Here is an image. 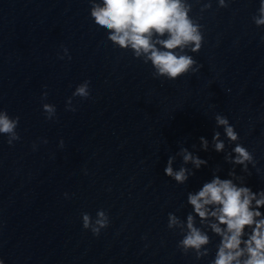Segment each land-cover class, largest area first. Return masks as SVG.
<instances>
[{
	"label": "clouds",
	"instance_id": "9594fccd",
	"mask_svg": "<svg viewBox=\"0 0 264 264\" xmlns=\"http://www.w3.org/2000/svg\"><path fill=\"white\" fill-rule=\"evenodd\" d=\"M89 3L94 23L107 30V38L113 45L122 50H131L134 57L142 59L145 64L151 62L155 78L176 80L189 72L199 71L201 66L186 50L199 52L204 39L203 26L190 15L193 6L189 0H89ZM228 6V0H218L219 8ZM211 7V3H206L201 12ZM252 21L257 27L264 26V0H260ZM63 51L67 55V48ZM63 58L60 56V59ZM89 85L90 82L85 80L76 86L72 97L67 100V110L76 111L72 104L74 97L89 98ZM46 98L47 92L42 94L41 99ZM42 107L46 119L52 120L56 115L55 106L43 103ZM19 119V116L11 117L6 110H0V134L7 136L9 145L20 139L16 131ZM215 122L217 127H223L230 142L238 141L239 135L227 117L217 114ZM220 135L216 131L212 137L213 150L217 153L225 150ZM200 143L202 149L207 151V139L200 137ZM60 146H63V140ZM179 154L185 165L191 163L197 170L207 165L206 160L193 155L187 148H181ZM224 159L242 166L243 172H248V165L254 164L252 154L239 143H235L232 152L226 153ZM173 160L174 157L170 156L164 169L165 175L177 184L186 183L194 172L186 167L174 171ZM228 176L229 179H221L214 174L211 181L204 183L198 192L189 193L187 202L195 215L189 213L185 221L169 213L167 227L179 230L183 238L178 241L177 248L185 255L193 252L197 260L209 254L206 247L210 243L207 228L220 237L215 258L210 264H264V213L260 211L264 208V190L254 192L234 169L228 172ZM81 215L83 228L90 229L94 235L98 236L102 229L109 226V216L104 210L97 211L94 220L88 213ZM197 217L200 227L196 226ZM0 264H3L2 260Z\"/></svg>",
	"mask_w": 264,
	"mask_h": 264
}]
</instances>
